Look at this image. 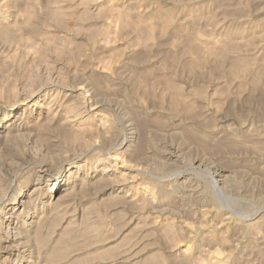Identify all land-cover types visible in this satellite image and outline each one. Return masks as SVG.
<instances>
[{"label":"rangeland","instance_id":"obj_1","mask_svg":"<svg viewBox=\"0 0 264 264\" xmlns=\"http://www.w3.org/2000/svg\"><path fill=\"white\" fill-rule=\"evenodd\" d=\"M35 263L264 264V0H0V264Z\"/></svg>","mask_w":264,"mask_h":264},{"label":"bare ground","instance_id":"obj_2","mask_svg":"<svg viewBox=\"0 0 264 264\" xmlns=\"http://www.w3.org/2000/svg\"><path fill=\"white\" fill-rule=\"evenodd\" d=\"M108 170V169H107ZM22 211V210H21ZM14 217V216H13ZM34 230V229H33ZM23 232V231H22ZM19 234H20V232H19ZM31 256V255H30ZM21 257V256H20ZM36 264V263H35Z\"/></svg>","mask_w":264,"mask_h":264}]
</instances>
